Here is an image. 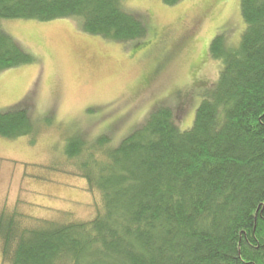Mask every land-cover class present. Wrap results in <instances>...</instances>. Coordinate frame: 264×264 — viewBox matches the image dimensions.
<instances>
[{"label": "trees", "instance_id": "trees-1", "mask_svg": "<svg viewBox=\"0 0 264 264\" xmlns=\"http://www.w3.org/2000/svg\"><path fill=\"white\" fill-rule=\"evenodd\" d=\"M121 1L0 0V72L35 61L2 27L7 19L77 17L93 35L145 38L146 24ZM241 12L240 40L229 43L222 33L211 42L222 66L191 128L181 130L174 110L160 105L116 146L108 135L74 138L65 155L97 196L95 216L35 219L4 207V263L264 264V0H241ZM38 132L27 107L0 113V136Z\"/></svg>", "mask_w": 264, "mask_h": 264}, {"label": "rangeland", "instance_id": "rangeland-1", "mask_svg": "<svg viewBox=\"0 0 264 264\" xmlns=\"http://www.w3.org/2000/svg\"><path fill=\"white\" fill-rule=\"evenodd\" d=\"M144 21L141 40L116 41L82 29L77 17L53 21L7 19L2 27L35 61L0 72V113L27 107L39 132L0 136V211L17 209L35 219L95 216L97 196L73 173L65 151L81 135H108L110 145L140 127L156 106H169L181 130L219 78L221 60L210 56L218 34L237 43L245 31L241 0H122ZM186 38V39H185ZM184 41L180 50L174 45ZM166 58L154 78L153 65ZM0 264L2 260L0 252Z\"/></svg>", "mask_w": 264, "mask_h": 264}, {"label": "flooded vegetation", "instance_id": "flooded-vegetation-1", "mask_svg": "<svg viewBox=\"0 0 264 264\" xmlns=\"http://www.w3.org/2000/svg\"><path fill=\"white\" fill-rule=\"evenodd\" d=\"M165 60H166V58H165ZM164 63H166V61H164ZM166 66H167V63H166ZM166 66H164V68H165ZM158 74H159V73H155V74H153V73L151 74V73H150V74H149V77H147V78H154L155 76H158Z\"/></svg>", "mask_w": 264, "mask_h": 264}]
</instances>
